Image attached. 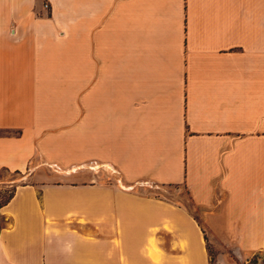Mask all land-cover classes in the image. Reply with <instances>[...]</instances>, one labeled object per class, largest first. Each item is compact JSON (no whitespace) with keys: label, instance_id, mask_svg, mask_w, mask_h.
I'll use <instances>...</instances> for the list:
<instances>
[{"label":"crops","instance_id":"1","mask_svg":"<svg viewBox=\"0 0 264 264\" xmlns=\"http://www.w3.org/2000/svg\"><path fill=\"white\" fill-rule=\"evenodd\" d=\"M8 187L0 264H210L220 234L264 251V0H0Z\"/></svg>","mask_w":264,"mask_h":264},{"label":"rangeland","instance_id":"2","mask_svg":"<svg viewBox=\"0 0 264 264\" xmlns=\"http://www.w3.org/2000/svg\"><path fill=\"white\" fill-rule=\"evenodd\" d=\"M44 7L47 8L48 5L44 4ZM57 167L58 166L54 165H40L36 171L37 174H35L36 179L38 181L45 179L53 182H61L64 179L70 178L74 183L80 181L78 170L74 173L66 175L59 173L57 171ZM17 177L18 176H16V178ZM22 181H26V174L23 175ZM143 186L145 188L143 193L152 194L172 201L181 202L185 204L186 207L191 210L192 213L198 218L203 214L201 209L194 207L190 194L183 186H157L155 184H144ZM11 193L12 187L6 188V190L1 195L0 201L3 202L4 200H6L11 195ZM205 230L206 228L204 227V231ZM207 244L210 264H215V258L217 257L215 253L217 251L225 250L228 251V253L231 255L230 257H232L238 264H264V251L256 250L240 253V250L237 248V246L224 241L221 238V234L220 237L215 240H207Z\"/></svg>","mask_w":264,"mask_h":264},{"label":"trees","instance_id":"3","mask_svg":"<svg viewBox=\"0 0 264 264\" xmlns=\"http://www.w3.org/2000/svg\"><path fill=\"white\" fill-rule=\"evenodd\" d=\"M10 196H11V195H10ZM10 196H9V197H10ZM9 197H8V198H9ZM8 198H7V199H8Z\"/></svg>","mask_w":264,"mask_h":264}]
</instances>
